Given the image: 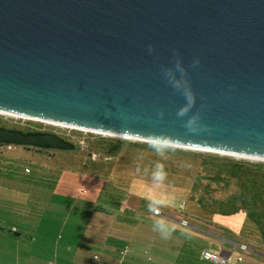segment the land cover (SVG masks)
Masks as SVG:
<instances>
[{
    "label": "water",
    "instance_id": "95a60500",
    "mask_svg": "<svg viewBox=\"0 0 264 264\" xmlns=\"http://www.w3.org/2000/svg\"><path fill=\"white\" fill-rule=\"evenodd\" d=\"M0 114L264 161V0H0Z\"/></svg>",
    "mask_w": 264,
    "mask_h": 264
},
{
    "label": "crops",
    "instance_id": "0c3cea01",
    "mask_svg": "<svg viewBox=\"0 0 264 264\" xmlns=\"http://www.w3.org/2000/svg\"><path fill=\"white\" fill-rule=\"evenodd\" d=\"M8 159L0 154V165L6 168L0 169V264H215L201 258L205 250L225 254L227 264H264V244L259 237L252 245V239L229 231L207 234L196 227L189 233L178 230L177 249L171 251L170 244L174 245L166 233L170 228L150 218L145 225L144 218L126 210L124 201L131 192L116 211L115 197L107 198L103 191L97 201L85 205V221L73 218L83 210L80 205L74 212L67 184L60 181L55 190L25 185L9 170ZM205 236L221 244L207 245ZM213 246L221 250L211 249Z\"/></svg>",
    "mask_w": 264,
    "mask_h": 264
},
{
    "label": "rangeland",
    "instance_id": "374dc122",
    "mask_svg": "<svg viewBox=\"0 0 264 264\" xmlns=\"http://www.w3.org/2000/svg\"><path fill=\"white\" fill-rule=\"evenodd\" d=\"M0 127L45 131L56 134L75 145L73 151H40L39 149H24L23 147L17 146L12 151H0V154L3 153V156L9 157V170L11 172L14 171L18 180L25 185L31 183L34 186L48 187L55 190L60 181L67 184L71 188L69 190L71 194L69 195L72 196V201L75 203L74 212L79 211L80 205H82L83 210L79 211L82 212L80 216L74 215L73 218H81L85 221L87 216L85 205L97 201L98 195L100 194L99 189L101 188V190L107 192L106 197L110 195L115 197L116 205L114 208L116 211L120 205H123L122 200L129 196L127 195L128 192H131L132 195L130 198H127L128 201H124L126 210H132V212L138 215L139 219L144 218L145 225L152 219L153 221H161L167 228H170L166 233L169 236L170 242L174 245L171 246L168 243L170 244L171 251L177 249L175 245L178 243V237H176L178 230L189 233L190 231L193 232V227L207 234H221L222 231L237 233L242 235L241 237H246L245 239H252L249 240L251 241L249 243L252 245H255L258 240L259 234L256 228L242 214L225 219L208 216V214L202 212L197 206L192 204L183 206L184 204H180L181 199H175L177 196H174V198H172L173 195L168 196L167 199L163 195L159 196L156 193L155 195H151V192H147V195H145L143 189L134 187L132 180L133 175H135L134 173L137 171L138 173L141 172L140 168L135 165L136 160H140V163H146L148 159L149 161L153 160L155 152H152V149L153 151H159L158 155H160L159 158L162 161L166 160L170 155L171 160L174 158V161L171 162L176 165L170 171L171 173L176 174L181 171L182 174L188 170L191 176H193L191 172L198 167L199 163L192 154L213 157L228 162H240L251 166H261L263 168L262 170H264V161L243 159L214 152L188 150L168 145H153L151 142L71 130L57 125L53 126L41 122L22 120L2 114H0ZM15 158H20V160H16ZM0 169L6 168H2L0 165ZM83 174L89 175L91 178H85L86 176ZM92 176L95 177L94 179L101 178L106 180L105 182L103 180L101 181V179L99 181L94 180ZM176 176L174 178H178ZM171 178L173 179V177ZM172 179L169 181L180 183ZM216 186L218 187V185ZM222 186H224V183H220L219 187ZM212 189L217 191L214 187ZM177 192L174 191L173 194H177ZM166 199L172 203L174 201V204L172 205L170 201L167 203ZM64 201L66 199H58L60 203ZM69 201L68 199L67 202ZM80 226L85 227V225ZM173 229H176V231H171ZM205 237L208 238L207 245H217L220 243L214 237ZM211 249L216 251L221 250L220 246H213ZM236 256L237 252L233 255V259Z\"/></svg>",
    "mask_w": 264,
    "mask_h": 264
},
{
    "label": "trees",
    "instance_id": "16d2710c",
    "mask_svg": "<svg viewBox=\"0 0 264 264\" xmlns=\"http://www.w3.org/2000/svg\"><path fill=\"white\" fill-rule=\"evenodd\" d=\"M151 151L155 152L154 161L148 159V162L140 163V160H136L135 165L141 172L137 171L133 175L134 187L143 189L145 195L151 192V195L156 193L166 198L177 196L175 199H181L180 204H184L183 206L192 204L208 216L225 219L242 214L254 225L260 241L264 244V170L261 166L192 154L199 162L198 167L191 172L193 176L188 170L182 174L181 171L174 174L170 172L176 165L171 162L174 158L171 160L170 155L162 161L158 155L159 151L153 149ZM159 172L164 173V179L160 181L153 179ZM83 175L86 176L85 178H91L89 175ZM99 179L94 180L99 181ZM170 179L180 183L170 182ZM102 180L105 182L106 179ZM220 183H224V186L219 187ZM213 187L217 191H214ZM174 191H178L177 194H173ZM99 192L102 193L103 190L100 188ZM167 199L168 203L170 200ZM171 204L173 205L174 201Z\"/></svg>",
    "mask_w": 264,
    "mask_h": 264
},
{
    "label": "built area",
    "instance_id": "2783aa9c",
    "mask_svg": "<svg viewBox=\"0 0 264 264\" xmlns=\"http://www.w3.org/2000/svg\"><path fill=\"white\" fill-rule=\"evenodd\" d=\"M16 146H12V145H0V151L4 152V151H12L15 149ZM158 213V211H156ZM155 212V213H156ZM242 249H246L245 246H240ZM201 258L203 260H206L208 262H212L215 264H227V256L225 254H220V253H214L208 250H205L201 253ZM149 260H151L149 258ZM239 262H241V259H239Z\"/></svg>",
    "mask_w": 264,
    "mask_h": 264
},
{
    "label": "clouds",
    "instance_id": "9594fccd",
    "mask_svg": "<svg viewBox=\"0 0 264 264\" xmlns=\"http://www.w3.org/2000/svg\"><path fill=\"white\" fill-rule=\"evenodd\" d=\"M160 142L159 141H152V144L153 145H158ZM155 179L160 181V180H163L164 179V173L163 172H159L156 176H155Z\"/></svg>",
    "mask_w": 264,
    "mask_h": 264
},
{
    "label": "bare ground",
    "instance_id": "6f19581e",
    "mask_svg": "<svg viewBox=\"0 0 264 264\" xmlns=\"http://www.w3.org/2000/svg\"><path fill=\"white\" fill-rule=\"evenodd\" d=\"M33 122H35V121H33ZM41 123H43V122H41ZM45 124H48V123H45ZM48 125H53V124H48ZM53 126H55V125H53ZM59 127H61V126H59ZM104 135H108V134H104ZM108 136L118 137V138H125V137H119V136H114V135H108ZM125 139L135 140V139H131V138H125ZM137 141H140V140H137ZM172 147H174V146H172ZM239 158H243V157H239ZM243 159L258 160V159H253V158H243ZM259 161H261V160H259Z\"/></svg>",
    "mask_w": 264,
    "mask_h": 264
},
{
    "label": "flooded vegetation",
    "instance_id": "af4514ba",
    "mask_svg": "<svg viewBox=\"0 0 264 264\" xmlns=\"http://www.w3.org/2000/svg\"><path fill=\"white\" fill-rule=\"evenodd\" d=\"M28 131H34V130H28ZM35 131H38V132H45V131H40V130H35ZM47 133V132H46Z\"/></svg>",
    "mask_w": 264,
    "mask_h": 264
}]
</instances>
